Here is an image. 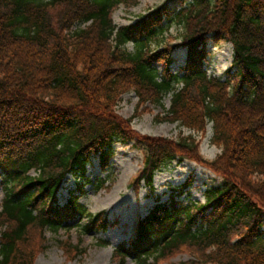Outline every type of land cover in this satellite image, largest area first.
<instances>
[{"label":"trees","instance_id":"obj_1","mask_svg":"<svg viewBox=\"0 0 264 264\" xmlns=\"http://www.w3.org/2000/svg\"><path fill=\"white\" fill-rule=\"evenodd\" d=\"M139 1L0 0V264H34L25 246L35 231L74 222L100 234L118 223L81 199L94 182L89 167L108 174L115 145L131 142L144 153L131 187L154 193L156 174L177 159L222 182L204 201L191 198L193 178L167 201L156 196L115 246L116 264H159L184 248L205 263L264 264V0H173L115 23L118 7ZM222 41L234 49L224 80L208 73V47ZM127 93L158 106L170 95L169 121L198 133L212 124L221 153L204 160L192 135L136 134L116 114ZM70 176L76 188L63 202ZM107 180L96 178L97 189Z\"/></svg>","mask_w":264,"mask_h":264},{"label":"rangeland","instance_id":"obj_2","mask_svg":"<svg viewBox=\"0 0 264 264\" xmlns=\"http://www.w3.org/2000/svg\"><path fill=\"white\" fill-rule=\"evenodd\" d=\"M164 3L174 5L173 0H140L135 5H121L114 11L113 19L118 25H128ZM176 32V28H173L172 33L176 35ZM208 48L210 51L208 73L226 79V72L234 57L232 44L222 41L219 44H211ZM176 57L179 58L178 66L184 62L185 52L180 51ZM163 105L139 104L136 94L127 93L118 103L116 114L122 119L130 120L131 129L140 136L180 140L192 135L204 160L216 159L221 149L212 141L213 125L208 124L205 133L193 132L179 122L169 121L166 117L171 105L170 95L163 100ZM115 151L112 169L108 174H101L97 161L89 167L88 176L94 182L87 184V193L81 201L93 214L106 211L109 220L118 223L106 233L100 234H84L80 226L74 222L58 233L48 231L41 235L35 231L30 234L28 245L25 246L27 250L32 251L34 264H116L113 258L115 246L130 238L134 223L146 215L155 204L156 196H161L162 201H167L173 187H178L188 178H193L191 198L204 201L207 188L222 182L221 176L204 164L192 159H177L156 174L155 192L150 194L143 184L139 189L131 187L134 177L143 166V150L136 146L135 142H131L127 145L117 143ZM106 176L107 183L98 190L96 178ZM75 188L76 179L70 176L61 193L63 202L68 196V191ZM3 198L4 190L0 179V208ZM185 198L186 195L182 197ZM128 264L135 263L128 260ZM159 264L212 263L200 261L198 253L184 248Z\"/></svg>","mask_w":264,"mask_h":264}]
</instances>
